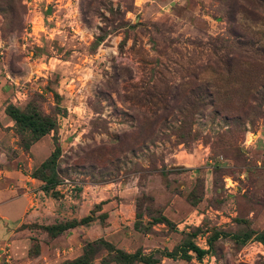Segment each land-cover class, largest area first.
<instances>
[{"label": "rangeland", "instance_id": "374dc122", "mask_svg": "<svg viewBox=\"0 0 264 264\" xmlns=\"http://www.w3.org/2000/svg\"><path fill=\"white\" fill-rule=\"evenodd\" d=\"M262 55L264 0H0V90L56 121L47 223L93 217L59 237L56 264L100 239L208 252L160 264H264ZM98 248L93 264L111 257Z\"/></svg>", "mask_w": 264, "mask_h": 264}, {"label": "crops", "instance_id": "0c3cea01", "mask_svg": "<svg viewBox=\"0 0 264 264\" xmlns=\"http://www.w3.org/2000/svg\"><path fill=\"white\" fill-rule=\"evenodd\" d=\"M9 105L7 95L0 90V264H56L62 260L60 258L65 246L60 245L61 235L52 237L45 228L57 224L47 223V218L58 216L57 202L60 197L54 198L44 192L43 182L33 177V173L53 153L49 149L46 155L45 148L42 149V142L49 134L31 144L28 149L20 148L17 143L15 146V123L6 113ZM10 138L14 142H9ZM12 144L15 146L13 149ZM99 204L102 207L105 205L104 202ZM33 231L46 237L34 239ZM34 243L38 245L35 254L32 253ZM159 251L143 253L151 255ZM159 259L160 263L163 259L174 260L162 256Z\"/></svg>", "mask_w": 264, "mask_h": 264}, {"label": "trees", "instance_id": "16d2710c", "mask_svg": "<svg viewBox=\"0 0 264 264\" xmlns=\"http://www.w3.org/2000/svg\"><path fill=\"white\" fill-rule=\"evenodd\" d=\"M6 113L15 123L14 131L16 136H18V138H21H19V140L21 142L22 148L24 147L28 149L31 144L50 134L55 130L56 127V121L54 120V117L41 112L32 103L27 104L24 109L11 104L7 107ZM22 135L25 137V140L22 138ZM60 153V148L57 147L51 157L33 173L34 178L43 182L44 192L54 198H57L60 195L58 186L62 182L61 171H59V168L56 165ZM138 218H140V216ZM92 221L93 217L92 215H90L73 224L66 223L64 225H53L50 227H46L45 229L50 233L52 237H57L64 234L70 229L77 228ZM155 224L170 225L171 222L166 217H161L160 219H153V222L149 223V227L154 226ZM149 227L144 228L141 221H137L135 223L136 230L141 232H150L151 229ZM250 238H252V235H247L246 239ZM255 238L257 241L264 245V231L256 233ZM97 247H104L107 251L106 256H111L110 259L108 257L107 259H105L104 257L102 259L103 264H159L161 262V259L156 257V253L145 255L142 250H138L135 253H128L124 250L117 249L107 241L100 239L92 242H87L83 248L81 255L74 260L67 261L69 262L68 264H93L97 254L101 250H99V248L96 249ZM36 248L38 247H35L34 249ZM34 249L32 251L33 254L37 253V251H34ZM157 254H160L162 257H168L174 260L182 259L185 261H191L193 259V255H195L197 260L201 261L204 259V256L208 254V252L204 249H201L192 240H188L185 241L184 244L176 247L171 252L165 250L159 251L157 252Z\"/></svg>", "mask_w": 264, "mask_h": 264}, {"label": "built area", "instance_id": "2783aa9c", "mask_svg": "<svg viewBox=\"0 0 264 264\" xmlns=\"http://www.w3.org/2000/svg\"><path fill=\"white\" fill-rule=\"evenodd\" d=\"M66 182H68V181L66 180ZM58 190L61 191V185L58 186Z\"/></svg>", "mask_w": 264, "mask_h": 264}]
</instances>
